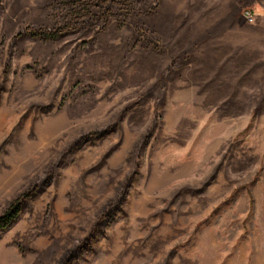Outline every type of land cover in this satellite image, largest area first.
<instances>
[{
	"label": "rangeland",
	"instance_id": "374dc122",
	"mask_svg": "<svg viewBox=\"0 0 264 264\" xmlns=\"http://www.w3.org/2000/svg\"><path fill=\"white\" fill-rule=\"evenodd\" d=\"M94 1L0 0V264H264V0Z\"/></svg>",
	"mask_w": 264,
	"mask_h": 264
},
{
	"label": "trees",
	"instance_id": "16d2710c",
	"mask_svg": "<svg viewBox=\"0 0 264 264\" xmlns=\"http://www.w3.org/2000/svg\"><path fill=\"white\" fill-rule=\"evenodd\" d=\"M74 4L84 5L83 6L84 8L82 10L84 11L83 13H85V14L82 16L86 17V18H79L77 22L66 24L63 27H59V28L49 32L46 35L60 36L63 33L72 31V30L80 28V27L94 25L97 23H101L103 21L105 23H107L111 13L113 12V10L118 8V7H121L123 5L130 4V0H99V1H94L90 5L92 8H96L98 12L94 13L92 16L90 14L86 15V13H89V12H85V10H87L86 4H81V2L80 3L79 2L74 3ZM87 16L88 17L91 16L92 18H87ZM29 197H30V194L29 195L26 194L24 196V199L13 204L11 206V208L5 214L0 216V231L8 228L18 218V216L21 214V210H22L24 203L29 199ZM75 252H70L68 255H66V257L61 262V264H74L78 260V257L81 254V250L77 249V252L76 253Z\"/></svg>",
	"mask_w": 264,
	"mask_h": 264
},
{
	"label": "built area",
	"instance_id": "2783aa9c",
	"mask_svg": "<svg viewBox=\"0 0 264 264\" xmlns=\"http://www.w3.org/2000/svg\"><path fill=\"white\" fill-rule=\"evenodd\" d=\"M247 18L251 21H254V16L251 13H247Z\"/></svg>",
	"mask_w": 264,
	"mask_h": 264
}]
</instances>
